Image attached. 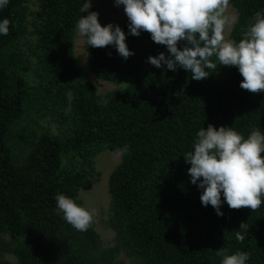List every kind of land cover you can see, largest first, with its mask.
I'll return each instance as SVG.
<instances>
[{
  "label": "trees",
  "instance_id": "obj_1",
  "mask_svg": "<svg viewBox=\"0 0 264 264\" xmlns=\"http://www.w3.org/2000/svg\"><path fill=\"white\" fill-rule=\"evenodd\" d=\"M26 1L8 0L0 8V21H10L8 34H0V234L12 242L17 263L122 264L116 255L125 248L138 264H221L223 248L247 252L246 264H264V196L252 211L230 209L221 194L218 216L201 204L202 189L191 183L183 156L208 124L245 138L253 129L264 133V93L242 89L236 66L198 81L179 66L173 72L150 65L98 102L84 80L86 69L73 64L72 33L86 13L80 11L85 0H31L30 29ZM229 5L237 19L226 39L238 42L254 13H264V0ZM118 25L130 50L149 37L150 49L167 55L149 33L133 36L128 23ZM28 34L32 41L25 45ZM85 50L99 79L119 82L133 72V58L125 60L114 46L85 44ZM44 117L55 133L37 131ZM103 148L122 154L107 182L115 243L96 250L93 222L76 230L55 197L64 194L82 206L77 192L90 187L88 171ZM241 222L248 232L239 229Z\"/></svg>",
  "mask_w": 264,
  "mask_h": 264
},
{
  "label": "clouds",
  "instance_id": "obj_2",
  "mask_svg": "<svg viewBox=\"0 0 264 264\" xmlns=\"http://www.w3.org/2000/svg\"><path fill=\"white\" fill-rule=\"evenodd\" d=\"M8 0H0V8ZM123 6L128 19L129 34L139 36L141 31L167 49L146 62L156 68L175 72L177 66L190 73L192 79L203 80L217 70V64L236 66L243 79L240 87L251 93H264V13L257 11L243 37L237 42L225 38L237 17L228 14L229 0H114ZM91 0H85L80 11L87 12L76 23L78 37L87 46L104 48L114 46L125 60L134 53L127 47L126 33L118 24L103 26L98 13L91 11ZM10 21H0V34L7 35ZM180 45V46H178ZM215 57V60L212 58ZM206 69L211 71H206ZM264 133L253 129L245 138L231 127L208 124L196 133L193 150L184 156L190 164L187 172L198 189L201 204L211 205L222 216L223 201L233 210L260 207L264 196ZM56 205L67 223L78 231H87L93 222L94 210L78 205L72 198L57 194ZM239 229L248 232L249 224L241 222ZM236 239L245 236L236 232ZM221 264H246L249 254L238 251L228 254L218 249Z\"/></svg>",
  "mask_w": 264,
  "mask_h": 264
},
{
  "label": "rangeland",
  "instance_id": "obj_3",
  "mask_svg": "<svg viewBox=\"0 0 264 264\" xmlns=\"http://www.w3.org/2000/svg\"><path fill=\"white\" fill-rule=\"evenodd\" d=\"M27 14L28 29L31 24L30 11L35 8L34 3L31 0L25 2ZM91 11L98 13V21L101 26L113 23H128V19L124 13L123 6H116L114 0H91ZM228 14L235 16L234 9L229 5ZM87 12L83 15L86 16ZM230 29L225 30V38L227 37ZM26 42L32 41V36L27 35L25 38ZM149 37L138 38L137 45L131 49L134 55L130 57L134 60L133 72L126 76L119 82H111L97 78L89 69L86 59L85 43L78 37L76 26L72 33L73 42V55H74V66L83 67L86 69L84 80L89 82L93 93L98 102H104L108 93L120 89L125 86L136 74L142 70L148 68L151 64L147 63V57L149 55L156 56L158 53L154 52L149 47ZM227 66L217 64V69L220 73H224ZM29 82L32 83L34 80L31 79L30 73L26 74ZM40 127L37 131L48 130L51 133L56 132L55 124L47 117L40 119ZM11 142L12 137H9ZM122 154V149L119 148H103L99 150L93 156L92 167L88 171V178L90 180V187L88 189H79L77 197L80 199L82 206L89 210H94L93 216V228L96 231L97 239L95 249L99 250L103 247L112 245L115 243L114 231L110 226V208L109 200L110 195L108 192V175L113 167L119 162ZM12 242L9 240L6 234H0V262L6 264H18L15 256L10 250ZM116 258L122 264H138L140 258L127 251L125 248H120L117 252Z\"/></svg>",
  "mask_w": 264,
  "mask_h": 264
}]
</instances>
